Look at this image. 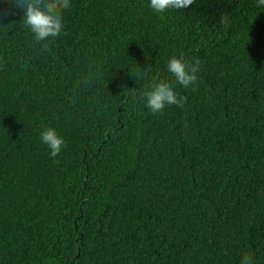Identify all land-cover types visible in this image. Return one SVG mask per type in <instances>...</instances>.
Listing matches in <instances>:
<instances>
[{"label":"trees","instance_id":"trees-1","mask_svg":"<svg viewBox=\"0 0 264 264\" xmlns=\"http://www.w3.org/2000/svg\"><path fill=\"white\" fill-rule=\"evenodd\" d=\"M148 3L71 0L37 42L0 0V264H264V8ZM180 55L195 89L166 71ZM160 81L182 108H144Z\"/></svg>","mask_w":264,"mask_h":264},{"label":"clouds","instance_id":"clouds-1","mask_svg":"<svg viewBox=\"0 0 264 264\" xmlns=\"http://www.w3.org/2000/svg\"><path fill=\"white\" fill-rule=\"evenodd\" d=\"M192 2L193 0H149L148 6L153 12L163 14L168 10L186 9ZM13 3L22 11L23 23L37 42L54 40L61 34L64 29L63 13L71 7V0H13ZM257 7L264 8V0H257ZM149 68L151 66L147 70ZM166 71L174 77L175 84L185 89H195L198 85V60L189 61L183 55L173 56L166 64ZM138 94L144 108L152 114L162 113L171 105L182 108L186 102V98L179 95L167 81L151 84ZM40 142L47 146L52 157L58 156L65 146L63 137L52 127L41 131ZM241 264H255V260L251 255H244Z\"/></svg>","mask_w":264,"mask_h":264}]
</instances>
